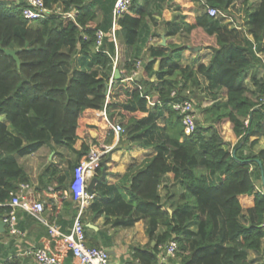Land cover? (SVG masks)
I'll use <instances>...</instances> for the list:
<instances>
[{
  "label": "trees",
  "instance_id": "obj_1",
  "mask_svg": "<svg viewBox=\"0 0 264 264\" xmlns=\"http://www.w3.org/2000/svg\"><path fill=\"white\" fill-rule=\"evenodd\" d=\"M43 1L48 8L62 6L63 12L74 9L76 15L71 19L50 14L28 24L21 14L22 1L8 5L0 0V203L7 204L19 185L29 182L17 158L31 155L44 145L53 150L60 146L74 156V163L69 164L72 169L89 151L84 143L79 150L74 148L77 129L94 131L97 142H111L114 134L99 114L104 111L110 122L124 117L125 133L119 136L118 145L127 150L137 145L155 151L141 164L127 167L120 179L125 193L118 192L117 186L106 187L103 180L96 192L105 203L93 200L90 205L95 215L103 214L105 225L114 228H129L138 220L144 221L145 235L154 244L131 249L136 264H156L157 246L171 239L178 245V264H264V180L261 183L260 179L261 170L264 175V146L255 154H240L252 135L264 138V72L258 77L262 61L256 56L264 52V0H257L252 11L251 0H174V9L188 20L183 24L191 43L210 51L208 63L195 69L180 64L184 46L169 44L165 50L158 47L143 51L151 17L160 13L159 2L164 0H131L129 10L116 18L114 28L115 34L123 33V43L131 54L123 65L125 73L114 78L110 87L114 55L111 10L115 0ZM236 1L251 25V39L235 27L222 24L221 16L214 18L205 12L211 7L231 15ZM194 4L203 11L193 17L189 10ZM177 27L167 35H174ZM97 30L102 31L103 39L95 49ZM6 50L15 51L19 66ZM143 52L147 56L143 71L146 78L140 82L125 80L136 71L135 64ZM248 74L252 89L243 86ZM152 75L155 80L150 81ZM199 76L206 78V90L214 100L220 91L225 99L210 109L215 113L212 125L196 124L187 136L181 116L171 104L190 100L191 93L200 87ZM114 85L122 91L124 101L115 100L118 95L112 92ZM153 93L158 104L150 106L146 96L152 100ZM223 123H228L238 138L232 150L224 148ZM249 143L253 146L256 140ZM251 165L260 179L258 189ZM101 167L96 168L97 176ZM58 173L49 163L41 177L46 178L44 183H51L54 177L56 189L68 191L66 175ZM167 173L183 189L175 200L168 199L170 211L162 208L158 194L161 178ZM5 209L0 207V214ZM80 221L86 244L99 247L94 236L105 235V230L92 231L82 215ZM21 222L31 223L29 228L39 223L24 212ZM41 227L47 231L45 225ZM86 231L92 236L88 237ZM71 260L68 253L63 264H72ZM0 264L32 263L6 258L0 259Z\"/></svg>",
  "mask_w": 264,
  "mask_h": 264
},
{
  "label": "crops",
  "instance_id": "obj_2",
  "mask_svg": "<svg viewBox=\"0 0 264 264\" xmlns=\"http://www.w3.org/2000/svg\"><path fill=\"white\" fill-rule=\"evenodd\" d=\"M17 1L20 2L22 0ZM174 3V0H164L161 3L159 2V5L161 7V9L159 10L160 13L153 14L151 17L152 21L149 24V37L147 39L146 45L143 47V51L147 48L156 49L158 47H161L165 50L167 45L176 44L185 47L179 58L182 67L189 66L195 69L201 63L207 64L210 57V51L208 49L206 50L196 46L191 47L188 46L187 43L181 44L180 41L176 40L178 39L177 37L180 34L184 35L185 38L187 37L183 23L185 21L187 22L188 20L186 19V16L184 19L183 14L177 15L178 11L174 9ZM189 14L192 15V12L189 11ZM196 15H198V13H196ZM229 22H231L229 15L223 14L221 16V23L226 25L228 28H231V25L229 26L227 24ZM246 22V28H241V26L238 25H233L232 27L240 30L244 36H246L248 39H251V25L248 23V21ZM177 26H179V28ZM173 27L178 28L176 33L174 35H167L169 30H171V28ZM159 28L162 29V31L160 30L161 32H158ZM156 36H159L157 45L152 43V40H155ZM114 37L113 60L116 59L115 69L118 70L119 76H123V74L125 73L123 65L124 62L130 57L131 50L123 43L124 35L122 32L119 31L117 34L114 33ZM256 56H258L262 61V66H259L257 68V75L258 77H260L262 74H260L259 71H262V73L264 72V52L256 53ZM146 58L147 56L145 52H143L137 60L139 61V66L135 67L136 71L130 75L132 76L133 80L140 82L144 81V79L146 78L143 75L144 62H146ZM140 60H143V64H141ZM113 65L114 63L112 64V66ZM157 67L158 61H156L153 65V68L155 70L157 69ZM93 69L100 71L98 67H93ZM249 75L250 74H248L247 77H249ZM126 77L129 76H125V78ZM198 78L200 82L198 91L206 93V88L208 85L206 78L204 76H199ZM246 79L243 81V86H245V83H247ZM149 80H155V76L152 75ZM246 87L250 88L247 85ZM219 94H221V96L223 94L224 96L223 91H220ZM152 96V100L155 101L154 99L156 97V94L153 93ZM224 99L225 97L223 98V101ZM1 121L4 122L3 119H1ZM160 125L162 124L160 123ZM88 131L89 130L85 127H80L76 130L77 140L74 148L76 150H79L81 144L83 143L88 146L89 150L94 146L98 148L108 147L110 150L105 156H103L100 162V165L105 166L106 168V176L104 179L107 185L106 187L117 186L118 192L125 193V187L121 183L120 179L126 171L127 167L131 164H141L144 159H147L155 154L154 149H143L137 145H131L129 147V150H127L126 148H122L117 144L118 137L116 136L113 137L111 142L102 141L98 146H96L92 144L91 138H96L97 134L92 130H90V133L92 134H89ZM86 134H89L90 139L85 138ZM251 137L253 138V140H256V144L253 145V149H251V151L249 148L242 147L240 150V154L242 157L249 155L250 153L255 154L264 146V138L261 134H255ZM232 139H234L236 142L238 141V138L235 136ZM74 160V156L66 148L56 146L53 150L50 146L47 145L40 147L35 153L31 155L17 158V163L24 169L29 177L28 185L30 186L31 195L34 199H38L43 202L44 211L42 216L46 221L50 220V223H55L57 228L62 233H67L70 230L73 219L79 211V203L73 201L71 198L70 185L73 180L71 166L68 167V169H65V171L63 172H61L59 169L61 163L67 162L66 164L67 166H69V164L72 165L74 163ZM49 163H52L53 168L55 167L59 170L58 174L64 173L66 175V180L68 181L69 185L68 191L66 189H56L57 184L54 177H52L51 183H44L46 178L44 176L41 177V175H43L44 169ZM250 169L254 170L255 167L251 165ZM95 175L97 176L96 170L93 171V173L88 174L87 182L91 177ZM100 183H97L94 186V198L81 209V215L85 220L84 223L86 226L91 225V227L89 228L94 232L101 229L105 230V235H97L94 236V238L99 247L104 248L108 251L111 264H136L137 261L133 260L130 256L131 249L136 246L148 245L149 247H151L154 243L153 241H149L147 236L145 235V225L143 220L136 221L133 226L129 228H114L111 227L110 224H104L103 214L95 215L93 213V211L90 209V205L93 200L102 201V199L96 192L97 187L99 188L101 186ZM181 192H183V189H181L180 186L173 181V175L171 173L165 174L161 178V182L158 188V194L161 197V202L163 205L162 208L169 210L170 203L168 202V199L175 200L178 194ZM102 203L105 202L102 201ZM21 213V210L17 211V227L24 233V236L21 238L10 236L5 230L3 232H0V259L2 260L6 258H18L23 262L32 263L31 259L26 255V250L30 247H39L59 254V256H61L62 260L64 261L67 258L68 253H65L63 251L62 246L51 239L48 232L42 229L40 223H35V227L31 228H29V225L31 223L21 224ZM242 223L247 224V221L245 219H242ZM86 234L88 237L92 236V233L89 231H86ZM249 255L252 256L253 254L250 253ZM178 261L179 259L176 258L175 260H172L171 263L178 264Z\"/></svg>",
  "mask_w": 264,
  "mask_h": 264
},
{
  "label": "built area",
  "instance_id": "obj_3",
  "mask_svg": "<svg viewBox=\"0 0 264 264\" xmlns=\"http://www.w3.org/2000/svg\"><path fill=\"white\" fill-rule=\"evenodd\" d=\"M22 2L24 5L21 9V14L28 24H31L35 20L46 18L50 14H57L71 19H74L76 15V10L72 9L68 12H63L62 7L57 4L48 8L45 6L43 0H22ZM130 6L131 0H115L113 3L111 10L112 23L110 29L113 42L115 38L114 28L116 18H119L126 13ZM205 12L214 18L223 15L217 9L211 7H207ZM95 36V49H98L103 39L102 31L97 30ZM113 63L114 65L112 66V69L114 71L116 59L113 60ZM138 66L139 61L135 64V67ZM125 80L131 81L133 79L132 76H129L126 77ZM113 81L114 76L112 73L109 78V87ZM173 95L174 92L172 91L171 96ZM146 99L150 106H154L156 103L158 104V101H153L147 96ZM261 101L264 103V96L261 98ZM171 107L181 116L183 132L188 136L195 130L196 126L192 102L189 99H185L173 102ZM99 114L105 118L108 128L113 132L114 136L119 137L124 132L121 123L117 121L110 122L104 111H101ZM244 123L246 124V121ZM109 150L108 147L98 148L94 146L72 168L73 180L70 185V192L72 200L79 203V211L74 217L70 230L67 233H62L55 223H48L45 220L42 216L44 211L43 202L34 199L31 195L28 183H23L19 185L18 191L12 195L7 204L0 203V207H6L5 211L0 214V220L8 235L20 238L24 236V233L17 227V211L21 210L47 227V232L51 239L57 244L59 243L65 253L71 254L72 264H111L110 255L106 249L101 247H90L86 244L85 231L83 224L80 221L81 209L94 198L93 194H87L86 192L87 176L96 170L100 165L101 159ZM157 249L156 264H172L171 261L177 258L176 253L178 251V245L175 239H171L165 244H159ZM26 255L31 259L33 264H63V260L59 254L51 252L45 248L30 247L26 250Z\"/></svg>",
  "mask_w": 264,
  "mask_h": 264
},
{
  "label": "rangeland",
  "instance_id": "obj_4",
  "mask_svg": "<svg viewBox=\"0 0 264 264\" xmlns=\"http://www.w3.org/2000/svg\"><path fill=\"white\" fill-rule=\"evenodd\" d=\"M5 1L8 5H16L18 4L19 1L17 0H3ZM256 3L257 1L256 0H251V2L249 3V6H250V11L254 10L255 9V6H256ZM169 7V6H168ZM231 15H229V18L231 19V22L227 23L229 26L231 25V27L234 25V26H241L242 27H247V22H246V18L244 17V11H243V6L241 5V3L239 1H236L234 3V5L232 6L231 8ZM192 12V15L194 17V15H196V13H201L203 11V9H201L198 4H194V6L189 10ZM178 14H181L180 12H177V15ZM162 29L159 28V31L158 32H161ZM178 41L181 42V44L183 43H187L188 46H191L193 47L194 45L191 43V40L190 38L186 37L182 34H180L178 37H177ZM159 41V36H156L155 37V40H152V43L156 44L158 43ZM199 48H202L201 46H198ZM202 49H205V48H202ZM201 50V49H199ZM207 50V49H206ZM141 61V60H140ZM141 64H143V60L141 61ZM260 74H262V71H259ZM246 82L245 83V86H249L251 89L253 88L252 85H251V82H250V79L249 77H247L246 79ZM122 85L126 86V82L125 81H122L121 82ZM116 85V84H115ZM112 87V92L114 93H117L118 96H115V100L119 101V102H122L124 101L125 97L123 96L122 94V91H117V86ZM110 89V91H111ZM208 92V91H207ZM204 93V92H199L198 89H195L191 95H190V100L192 102V106H193V110H194V114H195V122L196 124L200 125V126H209V125H212V119L214 118V111H210V109L212 108V106L217 102V103H223V94L221 96V94L218 93V96H217V99L214 100V98L212 96L209 95V92L208 93ZM108 93H109V90H108ZM110 97V96H109ZM108 95H107V100H108ZM113 100V99H111ZM123 119L124 117L123 116H119V117H116V121L121 123L122 126H123ZM221 135H222V138L224 140V148L226 149H229V150H232V148L234 147V145L236 144V141L234 139H232L234 137L230 127H229V124L228 123H223L221 126ZM124 129V127H123ZM88 133L89 134H92L90 133V129H88ZM125 130V129H124ZM125 131L122 133L124 134ZM89 134L85 135V138L88 139L89 138ZM90 139V138H89ZM119 139V137L117 138ZM253 138L250 137L249 138V142L252 141ZM91 142L92 144L98 146L100 142H97L95 140V138H91ZM246 143L243 147L244 148H249L250 151L251 149H253V146H250V143ZM118 143V142H117ZM256 148V147H255ZM247 153V152H246ZM251 154V153H250ZM45 163V161H44ZM67 163V162H66ZM66 163H61L60 164V171L63 172L65 171V169H68L69 166H67ZM251 173H252V178L254 180V183L256 185V188H260V183H259V180L257 178V175H256V170H251ZM261 183L262 180H261ZM170 211V209H169ZM242 221V218L240 219ZM161 229V228H160ZM262 251H263V254H264V239L262 240ZM250 258L253 257V255H249Z\"/></svg>",
  "mask_w": 264,
  "mask_h": 264
},
{
  "label": "water",
  "instance_id": "obj_5",
  "mask_svg": "<svg viewBox=\"0 0 264 264\" xmlns=\"http://www.w3.org/2000/svg\"><path fill=\"white\" fill-rule=\"evenodd\" d=\"M6 54H8L9 56H11L14 59L16 65L19 66V60L16 57V54H15V51L14 50H6ZM113 76H114L115 79H118L119 78V72H118L117 69H115L113 71ZM259 168L261 170L260 164H259ZM105 176H106V168H105V166H102L101 174L99 176H96L95 175V176L91 177L88 180L87 185H86V192H87V194H93L94 193V186H95V184L102 182L105 179ZM261 180H262V182L264 180V175H263L262 170H261ZM3 226L4 225H3V223L0 220V232H3L4 231V227ZM87 227H91V225H88Z\"/></svg>",
  "mask_w": 264,
  "mask_h": 264
}]
</instances>
